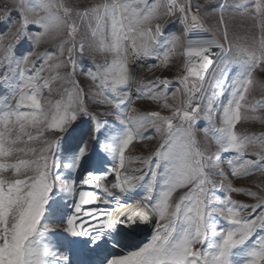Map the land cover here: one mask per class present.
<instances>
[{"label":"snow or ice","instance_id":"snow-or-ice-1","mask_svg":"<svg viewBox=\"0 0 264 264\" xmlns=\"http://www.w3.org/2000/svg\"><path fill=\"white\" fill-rule=\"evenodd\" d=\"M262 76L264 0H0V264H264Z\"/></svg>","mask_w":264,"mask_h":264},{"label":"rangeland","instance_id":"rangeland-1","mask_svg":"<svg viewBox=\"0 0 264 264\" xmlns=\"http://www.w3.org/2000/svg\"><path fill=\"white\" fill-rule=\"evenodd\" d=\"M200 2L202 3L203 0H200ZM219 2H221V0H216V3H219ZM237 2H240V0H237ZM207 7H210V8L215 7V4L207 5ZM228 24H229L230 34L235 32L237 34L243 35V34H245L246 31H248L250 29L251 21H249L247 19H241L240 17H236L234 19H230L228 21ZM178 29H179V25H176L175 27L172 28V31H177ZM251 31H255V29H251ZM179 62H180L179 60L175 61L174 66L170 70H166L163 73L158 71V72H156V75H162V76H165L168 78L175 76L177 71H178L177 67L175 65L179 64ZM151 77H152V75L147 76L146 78H151ZM258 78L264 79V76L258 77ZM253 95L259 99V98H261L262 93L258 89L257 91H255L253 93ZM140 104H141L142 110H145L148 108H155V106L151 105L150 102H140ZM165 114H167V113H165ZM206 124H207V121L202 119L198 122V127L206 126ZM237 130L242 132V133H245V134H252V133L259 134L261 132H264V126H261L258 123L252 124V123H243L242 122L241 124L237 125ZM201 140L203 142L202 134H201ZM213 150H214V148H213ZM140 154L147 155V150L143 147V145H136V150L134 152H132V155H140ZM256 179H257L256 177H252V178H248L247 180H244V181H234V183L238 186L253 187V190H255L254 186L250 182L254 181ZM233 198L237 199L241 202H244V203H252V201L249 198H247L243 195L233 194ZM125 199H127V198H125ZM128 202L131 203L132 201H128ZM145 235H146V233H141L140 237L142 238V236H145Z\"/></svg>","mask_w":264,"mask_h":264},{"label":"bare ground","instance_id":"bare-ground-1","mask_svg":"<svg viewBox=\"0 0 264 264\" xmlns=\"http://www.w3.org/2000/svg\"><path fill=\"white\" fill-rule=\"evenodd\" d=\"M151 75H153L152 73H147L146 74V77L147 76H151ZM108 184H109V186L111 185V182H112V178L111 177H109V179H108V181H106ZM97 191H99V190H97ZM115 191V190H114ZM125 199V198H124ZM136 199H139V197H137ZM121 213H123V212H125V211H127V209H120L119 210Z\"/></svg>","mask_w":264,"mask_h":264},{"label":"built area","instance_id":"built-area-1","mask_svg":"<svg viewBox=\"0 0 264 264\" xmlns=\"http://www.w3.org/2000/svg\"><path fill=\"white\" fill-rule=\"evenodd\" d=\"M156 72H158V71H156ZM180 74H181V73H180L179 71H177L176 75H175V76H173V77H171L170 79H173V80H174V79H175V77H176V76H178V75H180Z\"/></svg>","mask_w":264,"mask_h":264},{"label":"crops","instance_id":"crops-1","mask_svg":"<svg viewBox=\"0 0 264 264\" xmlns=\"http://www.w3.org/2000/svg\"><path fill=\"white\" fill-rule=\"evenodd\" d=\"M170 79V78H169Z\"/></svg>","mask_w":264,"mask_h":264}]
</instances>
